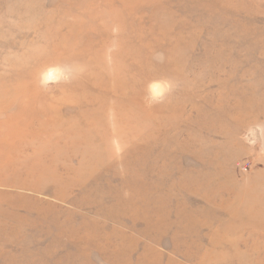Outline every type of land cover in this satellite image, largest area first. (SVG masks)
I'll return each instance as SVG.
<instances>
[{"label":"rangeland","instance_id":"rangeland-1","mask_svg":"<svg viewBox=\"0 0 264 264\" xmlns=\"http://www.w3.org/2000/svg\"><path fill=\"white\" fill-rule=\"evenodd\" d=\"M22 132L0 264H264V0H0V169Z\"/></svg>","mask_w":264,"mask_h":264},{"label":"bare ground","instance_id":"bare-ground-1","mask_svg":"<svg viewBox=\"0 0 264 264\" xmlns=\"http://www.w3.org/2000/svg\"><path fill=\"white\" fill-rule=\"evenodd\" d=\"M124 6H127V5H124ZM125 8V7H124ZM63 41V40H62ZM60 43V42H59ZM100 73H102V74H104L105 76L107 75V73H106V71L104 72V70L102 69L101 70V72ZM99 73V74H100ZM108 77V76H107ZM109 78V77H108ZM110 79H111V76H110ZM114 83H115V79H114ZM115 84H118V82L117 83H115ZM109 91H111V92H115V94H117L116 93V91L117 92H120L121 91V87H118V86H116V88H113V89H110ZM120 97V96H119ZM121 98H123L122 97V94H121ZM83 100H84V98H83ZM121 100V99H120ZM81 100L80 99H78V100H75V103H78V102H80ZM88 102H90V100H87ZM122 102V101H121ZM116 103V102H115ZM119 103H117V105H118ZM125 106V105H124ZM118 107V106H117ZM116 107V108H117ZM113 108V107H112ZM89 111V110H88ZM56 112V111H55ZM82 113V112H81ZM119 113V112H118ZM89 115V114H88ZM82 116V115H81ZM123 117V116H122ZM119 118H120V115H119ZM127 118V117H126ZM113 120V119H112ZM130 120V119H129ZM132 120V119H131ZM86 121L87 122H90V118H87V116H86ZM119 121H121V120H117V122H119ZM94 122V121H93ZM126 123V122H125ZM23 124V123H22ZM74 124V123H73ZM115 125V124H114ZM75 126V125H74ZM27 128L28 127H24L23 125H22V129H21V127H20V129L21 130H27ZM33 128V127H32ZM50 128V127H49ZM48 128V129H49ZM65 128V127H64ZM35 129V128H34ZM47 129V130H48ZM69 129V128H68ZM52 130V129H51ZM66 130V129H65ZM48 131H50V130H48ZM62 131H64V129L61 127V126H58V128L56 129V127L51 131V132H49V136L50 135H52V136H54L53 137V140H55V138H56V140L58 139V135H59V133L60 132H62ZM29 132H31V131H29ZM48 132L46 131V129L44 130L43 128H37L36 127V129H35V135L36 136H41V135H45V134H47ZM115 133H116V135H117V137H118V139H121L122 138V134H121V131L120 132H116L115 131ZM18 134V133H17ZM31 135V134H30ZM64 135H65V137H64ZM63 135V138H62V140H64L65 142H67V141H72V142H75V140H77V141H79L80 139H81V133H77L73 128H70V130H67V131H65V134ZM22 136V138H24V143L22 144V145H13V146H15L14 147V149L12 150V154L11 155H13L15 158L14 159H12V161H5V164H4V166H2L1 167V169H0V172H1V174L3 175V174H6V175H8L7 173H9L10 175H12V176H22V172L24 171V172H26L27 174H31V173H35V174H43L42 173V170H38V169H36V166H34V164L32 163V161H31V159H35L36 161L38 160V156H41V155H43V156H45L46 157V155H48V152H50V151H48V150H46L45 152H44V148H42L41 150H43V152L40 154L39 152L41 151V150H39L38 148L37 149H35V148H33L32 146H33V139H34V137H32V135L31 136H28L27 134H25V133H23L22 132V134H20L19 135V137H21ZM91 136V135H90ZM116 137V138H117ZM44 139V138H43ZM38 140V139H37ZM42 140V139H41ZM51 140V139H50ZM91 140V139H90ZM44 141V140H43ZM60 141V140H59ZM34 142H35V139H34ZM57 142V141H56ZM44 143V142H43ZM36 144V143H35ZM80 144H81V142H80ZM91 144H92V142H91ZM39 145V144H38ZM8 146V145H7ZM24 146V147H23ZM36 146V145H35ZM48 146V145H47ZM83 146V145H82ZM26 147H31L30 149H32V153H31V155L30 156H28V158H26L27 156H25V152H24V150H25V148ZM37 147V146H36ZM49 147V146H48ZM3 148V147H2ZM24 148V149H23ZM50 148V147H49ZM55 148V147H54ZM5 150V149H4ZM51 150V149H50ZM27 151V150H26ZM2 153H4V151H2ZM26 154H28V153H26ZM60 154H63V153H60ZM22 155L23 156H25V157H23L22 158ZM52 155V154H51ZM56 155V154H55ZM54 155V156H55ZM79 155V154H78ZM42 156V157H43ZM57 156H59V155H57ZM62 156H64V155H62ZM75 156H76V154H75ZM74 156V157H75ZM36 157H38L37 159H36ZM53 157V156H52ZM60 157H61V155H60ZM72 157V156H71ZM77 157V156H76ZM91 157V156H90ZM64 158H67V157H64ZM27 159H30V160H27ZM52 159V158H51ZM72 159V158H71ZM1 160V159H0ZM39 160H40V158H39ZM46 160V159H45ZM53 160V159H52ZM75 160V159H74ZM78 160H80V159H78ZM77 160V161H78ZM35 161V162H36ZM34 162V163H35ZM48 162H49V160H48ZM37 163V162H36ZM39 163V162H38ZM50 163V162H49ZM54 163V162H53ZM45 164V163H44ZM49 166V165H48ZM51 166H52V164H51ZM57 170V169H56ZM60 171V170H59ZM63 171V170H62ZM56 172H58V171H56ZM64 173V172H63ZM54 174V173H53ZM56 175V174H55ZM48 176V175H47ZM41 177H43V176H41ZM53 177V176H52ZM57 177V176H56ZM47 178V177H46ZM45 178V179H46ZM27 179V178H26ZM51 179V178H50ZM6 184H8V185H13V186H15V187H22V183H20V184H18V183H16V182H11V180L10 181H6L5 182ZM27 184V183H26ZM34 185V184H33ZM36 186V185H35ZM25 187V186H24ZM242 201V200H241ZM258 216V215H257ZM259 217V216H258Z\"/></svg>","mask_w":264,"mask_h":264},{"label":"clouds","instance_id":"clouds-1","mask_svg":"<svg viewBox=\"0 0 264 264\" xmlns=\"http://www.w3.org/2000/svg\"><path fill=\"white\" fill-rule=\"evenodd\" d=\"M41 86L47 87L50 83H59L60 80L58 77L54 76V70H49L47 73L43 74L41 76ZM67 82V80H65ZM152 87L154 89H159V91L155 92L152 99L153 102H161L163 99V96L167 94L168 91L171 90V84L168 82H165L163 84H153Z\"/></svg>","mask_w":264,"mask_h":264}]
</instances>
